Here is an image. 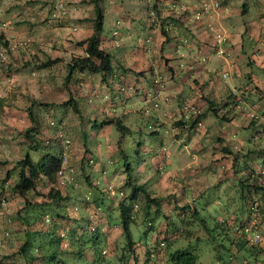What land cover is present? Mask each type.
Masks as SVG:
<instances>
[{
    "label": "rangeland",
    "instance_id": "1",
    "mask_svg": "<svg viewBox=\"0 0 264 264\" xmlns=\"http://www.w3.org/2000/svg\"><path fill=\"white\" fill-rule=\"evenodd\" d=\"M154 1L157 0H100V4L104 9L103 28L100 36H110L113 39L112 32L114 29H118L120 31L119 34L121 33V39L118 40L119 45L115 46V43L114 45L109 44L106 48L112 56H117L125 63L132 64L131 60H126V58L122 57L123 51L128 47L127 31L125 24L119 26L115 23L112 4L120 3L118 11L121 13L136 12L133 26L139 32L145 34L148 30L147 24L150 29H153L154 24L157 25L161 19L160 16L155 14V8L152 7ZM168 2L170 5H166L168 7L165 8L172 10L173 14H178L174 5L176 0H168ZM218 4L219 2L216 0H213L212 3L206 0L202 1L195 9L196 18L204 13H209L210 10H214ZM179 6L180 12L186 9L184 3L179 4ZM165 8L161 9V13L166 12ZM42 22L39 21L38 23L44 24ZM165 25V29L169 28L167 23ZM25 26L28 27L29 24L26 22ZM52 26L51 28L55 29L56 24ZM76 28L73 23H68L59 34L49 38H39L40 36L36 35L35 39H28L27 36H20L11 42L10 47H6L0 41V264H24L22 257L18 253V245L23 241V232L28 226L22 218L23 214H25V210L22 207L24 204L23 199L11 189V184L19 174V167L15 165L16 161L24 156L27 151L31 153L33 159H37L41 154L40 150L33 151L28 149V144L31 140L23 135L24 130L33 124L26 109L32 104L34 95L40 98L42 102L49 99L60 101L73 97L79 108V110H75L72 103L68 105L55 104L54 108L51 107L52 104L33 103L31 105L32 114L37 122L33 125L35 128L34 133L39 142L50 145L52 138L55 137L58 140L56 142L58 144L60 142L62 145L63 170L61 174L59 173L60 177L56 188L59 189L64 199H60L57 203L53 202L48 207L37 208V210L44 211L47 214L48 222L56 223L60 232L63 229L61 235L66 236L64 247L70 246L74 252L80 250L86 253L85 262H82L84 264H86L88 258L89 261L92 258L94 247H92L93 243L90 238L95 231L98 232L96 233V247L99 248L101 246L102 255L105 258H110L111 262L113 253L121 254L125 243V238L121 234L118 221L116 220L117 213L115 210L118 201L126 196L130 189H128L129 186L126 185L124 179H117L115 187L108 185L109 190L105 191V186L107 185L102 179V169L108 170L106 175H111L115 169L124 168L126 172L127 169L124 163L130 164V169L135 165L137 155L134 149L139 144V141L142 146L149 148L160 147L162 144L160 133L150 132L149 126L154 125L152 117L142 112L125 113L124 108H128L134 100L137 102V104L135 103L136 107L143 105V100L141 99L133 98L132 100L128 98L126 96L127 89L118 90L116 87H110L106 82H103L102 88L96 85L97 90L101 91L93 92L90 96L81 93L79 89H85V85L82 84L81 86V83L86 81V79L91 80V82H99L102 77L101 71L91 72L88 70L89 72L80 73L75 69L66 80L69 72L67 63L70 60V55L77 54V51L74 50L77 47V40L85 37L87 32L86 28L76 35ZM262 28H264V23H262ZM219 33L216 32L215 36ZM247 36L248 34L243 33L246 51L248 46L245 44L249 40ZM152 44V41L147 43L149 46H152ZM47 49L58 50L57 52L63 55V59L48 67H39L40 61L47 59V53H45ZM32 50L36 54L38 53L36 57L32 55ZM148 56L151 58V53ZM176 62L174 61L175 64ZM240 64L244 77H241L238 83L247 81L245 77L247 71L251 73L255 71V73L264 77V69L255 66V69H251V66L247 65L246 55L242 56ZM220 71L216 67L211 73L218 81H223L225 75ZM109 78L111 79V76ZM43 82L47 83V88ZM253 96L255 98V95ZM112 100L114 104H111ZM97 105L107 107L108 111L111 110L109 115L114 113L121 116L120 120L133 128V132L121 133L116 125L112 124L111 127L105 128L103 133L97 138L103 152H107L108 144L117 143V140H119L127 157L123 158L117 152L112 157L115 159L112 162V158L106 153L97 157L93 148V151H91L92 159H88L89 152H84L81 160V164L84 163L83 166H81L79 159L70 162L68 158V156H71L70 152H75L76 149L79 150L82 147L81 138L77 131L85 129L84 126H88L86 131H89L88 122L90 117L101 119L108 113H102L100 110L94 109ZM147 106H150V104ZM257 130L258 128L256 127H249L246 128L245 132L250 134ZM256 138L257 144L263 147L264 136L262 137L263 140ZM246 144L249 143L246 142ZM42 146L46 147V145ZM141 154H144L142 149H140ZM177 158L175 155L169 154L170 162L166 163L164 160H160V165H157L159 167L158 171L154 169L151 171L152 174L130 175L131 178L141 177L147 189L150 190V194L153 193L154 196L156 195L160 198L161 211L157 213H155V205L153 203L148 205L142 192L137 193L136 198L132 202V214L134 217V222L130 224L132 237L135 241L141 240L142 242L153 244L151 247L155 252L154 257L151 260L148 259L144 264H173L168 260V253L179 246H188L196 253V264H223L227 255L222 245L226 240L222 237L221 231L215 227V223L224 215L229 218L228 221L230 223L233 222V224L237 225L245 220L244 225L247 236L244 237L248 238L249 244L257 247V250L251 254H248V251L244 248L239 250L234 248L235 257L229 264H264V193L259 190L261 192L250 199L249 208L251 210L248 214L227 213V208L229 211L233 208L238 209L237 206L240 204L239 194L242 190L238 186L239 180L246 179L248 176L244 175L243 172L239 173V175L237 174V176H231L229 171L225 174L220 164L213 166L216 172L206 173L203 171L208 176L207 181L210 186L205 189L204 194L197 191L204 196H198L195 200L192 198L191 189L188 190L186 188L188 180L183 181L180 178H175L174 181L168 179L160 187L155 186L154 180L156 178L160 177V175L166 178L169 170L177 169ZM263 158V155L256 158L259 165H262ZM96 161L99 163L98 165H94ZM247 161L249 163L251 160L247 159ZM187 164L190 165V163ZM262 168L264 172V166ZM7 170H10L11 173L9 177H6ZM89 171L94 182L85 179L86 173ZM220 174L227 177L225 180H221L219 185L218 178ZM183 176L185 177L186 174ZM4 178L7 179L4 181ZM262 179L264 180L263 176ZM36 188L43 194L47 191V186L45 185L37 186ZM165 188L169 189L165 190ZM98 193L102 194L105 203L98 217L93 222H89L87 216L90 215L93 208L95 209L96 206L94 205H98V202H96ZM33 194L34 191H30L29 195L31 198H38ZM227 196L229 197L227 198ZM206 200L210 201L207 209L201 210L200 204ZM227 200L230 206L226 204ZM194 205L199 211L193 214ZM146 209L149 214H145ZM55 211L60 212L61 215H56ZM151 225L152 227H149ZM38 227L37 223H35L28 228L34 230ZM164 228H169L170 231L165 233L163 232ZM163 236H168L175 242L170 247L167 246L166 241L161 245L160 242L163 240ZM83 243L84 248L80 247ZM35 246H39V243H36ZM214 246L217 247L218 253L221 254L220 259L215 256L216 250ZM259 248L260 250H258ZM74 252L70 253L69 256L76 255ZM95 256L100 259L97 254ZM40 261L41 259L36 260L39 263ZM130 262H133V258H131ZM116 263L120 264L119 261H116Z\"/></svg>",
    "mask_w": 264,
    "mask_h": 264
},
{
    "label": "crops",
    "instance_id": "2",
    "mask_svg": "<svg viewBox=\"0 0 264 264\" xmlns=\"http://www.w3.org/2000/svg\"><path fill=\"white\" fill-rule=\"evenodd\" d=\"M157 1L162 8L170 5L168 0ZM202 1L205 0H176L174 5L178 14H173L172 10L165 8L166 12L157 15L161 19L157 25L154 24L153 29H150L147 24L148 30L146 33L144 32L145 34L133 26L136 12L121 13L118 11L120 3L112 4L115 23L119 26L125 24L127 31L128 47L123 51L122 57L131 60L132 64H127L119 57L112 56V68L107 78L101 77L99 82H91L86 79L81 83V86L85 85V89L80 88L79 90L90 96L93 92L101 91L97 90L96 85L102 88L103 82L118 90L122 89L120 87H123V90L127 89L126 96L132 100L133 98L143 100V105L136 107L137 102L134 100L128 108H124L125 113L142 112L152 117L156 128L154 133H160L162 144L160 147L149 148L142 146L139 141L134 149L137 155L135 165L126 172L124 168L115 169L111 175H106L108 170L102 169V179L107 185L105 191L109 190L108 185L115 187L117 179L125 180L128 172L130 175L142 176V174H152L151 171L154 169L158 171L157 165H160V160H164L166 163L170 162L169 154H172L178 157L176 159L177 169L169 170L166 178H163L162 175L156 178L155 186L160 187L168 179L188 180L186 188L191 189L192 198L195 200L198 196H202L205 189L210 186L207 181L208 176L203 171L206 173L216 172L213 166L220 164L225 174L229 171L231 174H228L231 176H237L233 173L231 158L238 149L250 152L249 155H245V158L251 160V167H257L259 162L256 158L264 156V152L260 151V148H264V146L260 147L256 138L263 140L264 136V77L255 71L252 73L247 71L245 76L247 81L238 83L240 78L244 77L240 64L242 56L246 55L247 65L251 66V69L254 66L264 69V28H262L264 0H216L219 4L215 9L213 8L214 10L196 18L195 9ZM206 1L213 2V0ZM181 3H184L186 7L183 13L179 11ZM147 14L150 15L148 12ZM94 17L95 8L91 0H0V34L9 42L8 47L13 40L20 36H27L28 39H35L36 35L40 36L39 38L52 37L59 34L68 23L76 25V35L87 28L85 36L87 37L93 31ZM39 21H43L44 24H39ZM162 21L169 27L166 28L165 35L160 31ZM26 22L29 24L28 27L25 26ZM54 24H56L55 29L51 28ZM164 26L166 27L165 24ZM216 32H220L224 38L219 44L221 52L215 41ZM243 33L248 34L249 40L245 44L248 46L247 51L244 47ZM150 41L153 43L152 46L147 45ZM100 43L104 48H107L109 44L114 45L115 38L100 36ZM115 46L117 45L115 44ZM40 47L42 48V46ZM74 50L77 51V54L72 55L84 53V47L78 44ZM57 51L56 49L53 51L47 49L45 52L47 58L59 57L61 61L63 55ZM149 53H151V58L148 56ZM37 54L32 50L34 57ZM174 61H177L176 64ZM216 67L221 70L222 74L226 73L223 81H218L211 73ZM78 71L80 73L89 72L87 69ZM156 74H160L164 82V87L161 89L156 88L153 83ZM43 84L47 88V83L43 82ZM241 92L244 94H240ZM71 98L74 100L73 97ZM35 99L36 104H41L42 101L36 95H34ZM64 100L66 99L60 101L49 99L45 102L49 105L52 104L51 107L54 108L55 104L60 105L59 102ZM154 101L157 102V106H154ZM111 104H114L113 100ZM148 104L150 106H147ZM145 108L149 109L148 112L144 110ZM192 108L203 111L202 125L199 127H196L193 122ZM94 109L100 110L102 113L108 112L101 119L106 117L121 118L114 113L109 115L111 110L108 111L107 107L103 105H97ZM251 113H255L256 117H251ZM254 118H256L255 121H251ZM93 119L100 120L97 117H90L89 131H86L88 126L77 131L82 147L79 150L76 149L75 152H70L69 161L73 162L79 159L81 164L85 151L89 152L88 159H92L93 148L97 157L106 153L112 158L118 152L123 158H126L127 154L119 140L117 143L108 144L107 152H103L97 138L105 128L111 127L113 123L98 125L93 123ZM125 125L128 127L124 129V133L133 132L131 125ZM249 127H256L258 130L248 134L245 130ZM56 141L58 142L53 137L50 146L62 150V145ZM140 149L145 155H140ZM112 160V162L115 161L113 158ZM243 161V158L239 159L240 163ZM98 164L97 161L94 163V165ZM146 167L148 168L146 169ZM239 168L241 169L240 166ZM89 173L90 171L86 173L85 179L93 181ZM184 174H186L185 177ZM226 177L220 174L219 185L221 180H225ZM132 180L144 184L141 177H135ZM167 189L169 188H165V190ZM151 195L154 196L153 193ZM98 197L103 196L98 193ZM209 202V200L204 201L200 207L207 209ZM227 202L228 200L226 204L229 205ZM216 203L218 204V202ZM238 210L237 208L230 211L228 208L226 209L227 213H236ZM115 212L117 213L116 220H118V210L116 209ZM168 231H170L169 228L163 229L165 233ZM152 245L141 240L135 241L134 249L137 256L136 259L130 257L128 264H144L148 259L151 260L155 254L152 252L154 251L151 248ZM113 255L114 260L117 258L116 252ZM131 258H133V262H130Z\"/></svg>",
    "mask_w": 264,
    "mask_h": 264
},
{
    "label": "trees",
    "instance_id": "3",
    "mask_svg": "<svg viewBox=\"0 0 264 264\" xmlns=\"http://www.w3.org/2000/svg\"><path fill=\"white\" fill-rule=\"evenodd\" d=\"M94 3L95 8V17L93 19V31L87 37L80 39L77 41V44L84 47V53L82 55H73L70 57V60L67 63V67L69 69L68 75L66 76V80L68 76L72 74V72L77 70L87 69L89 71H101L102 78L106 79L109 72L112 68V54L104 48L100 43V32L103 28V13L104 10L100 4V0H91ZM160 5V4H159ZM158 5V1H154L153 8H155V14H161V5ZM184 10V9H183ZM185 12L182 11V13ZM167 17V16H166ZM163 20V19H162ZM164 22L162 21L160 24V31L163 35L166 34V29L164 28ZM0 41L2 44L8 47V41L4 39V37L0 34ZM60 61L59 57L47 58L45 60L40 61L38 64L39 67H47L51 64ZM240 94H244L241 92ZM258 95V94H257ZM36 103V100H32V104ZM41 104H46V102H40ZM60 104L68 105L72 103L75 110H79L76 105L75 99L68 98ZM31 104V105H32ZM31 105L27 108V113L29 118L33 122V124L24 130V137L30 138L31 142L28 144L29 150H40L41 154L37 159H33L31 153L27 151L24 156H22L19 160L16 161L15 165L19 167V174L16 179L11 184V189L23 199V209L25 210V214H23L22 218L25 224L29 227L32 224L37 223L39 226L37 229L25 228L23 232V241L18 245V253L22 257L24 264H84L85 262V254L83 251L74 252L73 248L70 246H63L64 240L66 236L61 235L63 229L58 230L59 226L56 223L48 222L47 214L44 211L37 210V208L50 206L53 202H58L60 199H64V196L61 194L56 185L58 183L59 175L62 172V152L61 149H56L47 144H41L37 139L34 131V124L37 123L35 117L32 114ZM193 112V122L196 125L197 121H201L202 113L200 109ZM251 117H256L255 113H251ZM256 118L251 121H255ZM93 123L98 125L102 124H110L113 123L116 127L124 133V129L126 126L120 118L114 117H106L104 119H100L99 121L93 119ZM254 124V122H252ZM252 124V125H253ZM150 132H155V125H151ZM42 145H46L42 146ZM260 151L264 152V148H260ZM250 152L241 151L238 149L237 152L232 154L231 165L233 167V173L238 174L241 171L244 175L248 177L240 179L239 187L242 189L239 197H240V205L238 206V210L236 213L248 214L251 210L249 208V201L253 198L257 193H264V172L262 166H264V162L262 161V165H258L257 167H251V163L247 161L245 158L249 155ZM246 155V156H245ZM244 159L243 162H239V159ZM241 167V169L239 168ZM231 167V168H232ZM125 168L130 170V164H125ZM248 169V170H247ZM60 173V174H59ZM11 176L10 170H7L6 177ZM7 178H4V181ZM239 179V178H238ZM3 181V180H2ZM125 183L130 188V192L120 199L117 203L116 209L118 210V225L121 234L125 238V243L123 246V250L121 254L116 255V259L113 260V256H111L112 262L110 258H105L101 253V246L99 248L96 247L97 244V231L91 234L90 240H92L93 255L92 258L86 260V264H118L116 261H119L120 264H128L129 257H133L136 259V251L134 247L135 240L132 237V233L130 230L131 222H134V217L132 214V202L136 198L137 193L142 192L144 194L145 200L148 205L153 203L155 205V213L160 212V198L157 196H151L150 192L147 189V186L143 183H136L132 180L130 173H127V177L125 179ZM47 186L46 193H40L37 190V186ZM261 190V191H259ZM30 191H34V194L38 198H31ZM42 197V199H40ZM45 197V198H43ZM98 205L90 215L87 216V220L89 222H93L95 218L98 217L100 211H102V206L105 203L103 197L96 199ZM248 204V207H247ZM193 214L197 213L199 210L195 205L193 206ZM104 208V207H103ZM201 210H206L201 207ZM56 215L60 216V212L55 211ZM19 214V213H18ZM145 214H149L148 210H145ZM228 217L226 215L220 217L215 223V227L218 228L222 237L225 238L226 242L222 245L225 248V253L227 255L226 260L223 261V264H229L233 257H235V251L241 248L247 250L248 254L257 250L255 245L249 244L247 236V231L245 229L244 221L237 224L230 223L228 221ZM91 226V225H90ZM89 227V226H88ZM149 227H152L149 226ZM240 233V234H238ZM43 238L41 239V237ZM245 236V237H244ZM178 239V238H177ZM176 239V240H177ZM166 241L168 247L173 244L174 241L168 236H163V240L160 242L163 245ZM100 242V241H99ZM163 242V244H162ZM36 243H39V246H35ZM71 241L69 242L70 245ZM248 246H247V245ZM80 247L84 248V243L80 245ZM152 248V247H151ZM216 253L215 256L217 259L221 258V254L218 253L217 247H215ZM40 250V251H38ZM260 250V248L258 249ZM74 252L76 255L69 256L70 253ZM155 253L154 251H152ZM73 253V254H74ZM148 249V254H149ZM68 256H67V255ZM95 254H97L100 259H97ZM41 259L40 263L36 262V260ZM197 255L194 251L191 250L188 246H179L176 247L173 251L168 253V260H170L173 264H196ZM20 264V263H16Z\"/></svg>",
    "mask_w": 264,
    "mask_h": 264
},
{
    "label": "built area",
    "instance_id": "4",
    "mask_svg": "<svg viewBox=\"0 0 264 264\" xmlns=\"http://www.w3.org/2000/svg\"><path fill=\"white\" fill-rule=\"evenodd\" d=\"M112 35H113L114 38H115V44H116V45H119L118 40L121 39V36H120V34H119L118 29H114L113 32H112ZM215 39H216L217 48H218V50L221 52L222 49H221V47H220L219 44H220V42H222V40L224 39L223 36H222V34H221V33L217 34V36H216ZM223 74L226 75L225 72H224ZM153 82H154V84L156 85V88H158V89H161V88L164 87V82H163V80H162L160 74L157 75V76H155V77L153 78ZM120 88L123 89V87H120ZM157 105H158L157 102L154 101V106H157ZM192 109L194 110L193 112H195V111L197 110L196 108H192ZM144 110L148 112L149 109H148V108H145ZM201 125H202V121H197V123H196L195 126H196V127H199V126H201ZM62 170H63V169H62ZM162 244H163V242H162Z\"/></svg>",
    "mask_w": 264,
    "mask_h": 264
}]
</instances>
